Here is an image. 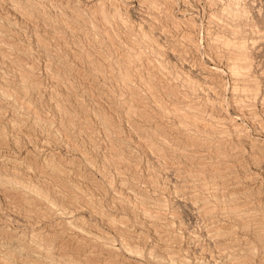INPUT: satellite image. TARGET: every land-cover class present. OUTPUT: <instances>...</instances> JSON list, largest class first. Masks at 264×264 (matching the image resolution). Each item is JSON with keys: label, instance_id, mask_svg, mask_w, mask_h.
<instances>
[{"label": "rangeland", "instance_id": "1", "mask_svg": "<svg viewBox=\"0 0 264 264\" xmlns=\"http://www.w3.org/2000/svg\"><path fill=\"white\" fill-rule=\"evenodd\" d=\"M27 1L0 0V264H264V0Z\"/></svg>", "mask_w": 264, "mask_h": 264}, {"label": "bare ground", "instance_id": "2", "mask_svg": "<svg viewBox=\"0 0 264 264\" xmlns=\"http://www.w3.org/2000/svg\"><path fill=\"white\" fill-rule=\"evenodd\" d=\"M26 1H27V0H26ZM29 1H30V0H29ZM43 1H44V0H43ZM47 1H49V0H47ZM27 2H28V1H27ZM13 3H14V2H13ZM29 4H31V3H29ZM25 5H26V4H25ZM15 9H16V8H15ZM15 12H16V11H15ZM20 12H21V11H19V13H20ZM26 14H27V13H26ZM20 15H21V14H20ZM22 15H23V17H24L25 14H23V12H22ZM64 15H65V14H64ZM80 18H81V17H80ZM25 19H26V18H25ZM89 31H90V30H89ZM141 31H142V30H141ZM143 31H144V30H143ZM5 34H6V33H5ZM142 34H144V33L142 32ZM36 35H37V34H36ZM89 35H90V34H89ZM145 39H146V38H145ZM151 39H152V38H151ZM191 41H192V40H191ZM190 43H191V42H190ZM20 58H21V57H20ZM229 63H230V62H229ZM159 66H160V65H159ZM22 67H23V66H22ZM228 67H229L228 70H229V72H230V75H232V76L235 77L236 74L239 72V71H238V70H239V69H238L239 67L236 66V65H234V64H233V65H232V64H229ZM226 68H227V67H226ZM4 73H5V72H4ZM211 73H212V72H211ZM211 73H210V74H211ZM210 74H209V75H210ZM34 75H35V74H34ZM214 76H216V75H214ZM232 76H231V79H232ZM212 77H213V76H212ZM217 77H218V76H217ZM247 77H248V76H247ZM22 78H23V77H22ZM156 78H157V77H156ZM162 78H163V77H162ZM208 78H211V76H209ZM208 78H207V79H208ZM214 78H216V77H214ZM2 79H3V78H2ZM5 79H6V78H5ZM143 80H144V79H143ZM212 80H213V79H212ZM212 80H211V81H212ZM215 81H216V80H215ZM235 81H236V80H235ZM243 81H244V80H243ZM248 81H249V80H248ZM146 82H147V81H146ZM233 82H234V81H233ZM142 83H143V82H142ZM207 83H209V82H207ZM238 83H239V82H238ZM219 84H220V83H219ZM240 84H241V83H240ZM205 85H206V84H205ZM210 85H211V84H210ZM233 85H234V84H233ZM235 85H236V84H235ZM144 86H146V85H144ZM212 86H213V85H212ZM240 86H241V85H240ZM146 87H147V86H146ZM146 87H145V88H146ZM205 87H206V86H205ZM213 87H214V86H213ZM147 88H148V87H147ZM150 88H151V87H150ZM206 88H207V87H206ZM243 88L245 89V87H243ZM129 89H130V88H129ZM204 89H205V88H204ZM210 89H211V88H210ZM234 89H235V88H234ZM148 90H149V89H148ZM215 90H216V89L211 90V91H215ZM246 91H247V90H246ZM2 92H3V91H2ZM240 92H241V91H240ZM216 95H217V94H216ZM257 98H258V97H257ZM200 99H201V98H200ZM208 100H209V99H208ZM156 101H157V100H156ZM235 101H236V100H235ZM159 104H160V103H159ZM237 106H238V104L235 105L236 108H237ZM17 108H18V107H17ZM174 108H176V110H177L178 107H174ZM25 110H26V109H25ZM173 110H174V109H173ZM179 110H181V109H179ZM241 110H242V109H241ZM249 110H250V109H249ZM170 111H171V110H170ZM203 111H204V110H203ZM136 112H137V111H136ZM174 112H175V111H174ZM176 112H177V111H176ZM176 112H175V114H176ZM178 112H179V111H178ZM178 112H177V113H178ZM241 112H242V111H241ZM171 113H172V112H171ZM189 113H190V112H189ZM244 113H245V112H244ZM248 113H249V112H248ZM250 113H251V111H250ZM250 113H249V114H250ZM183 114H185V113H183ZM187 114H188V112H187ZM176 115H178V114H176ZM188 115H189V114H188ZM149 116H150V115H149ZM192 116H193V115H192ZM192 116L190 115L189 117H192ZM183 117H186V118H187V116H183ZM189 117H188V118H189ZM194 117H195V116H194ZM176 118H177V117H176ZM186 118H185V119H186ZM192 118H193V117H192ZM192 118H191V119H192ZM240 118H241V117H240ZM191 119H190V121H191ZM195 119H196V117H195ZM195 119H194V121H195ZM104 121H105V120H104ZM183 121H184V120H183ZM185 121H186V120H185ZM185 121H184V122H185ZM192 121H193V120H192ZM198 121H199V120H197V122H198ZM180 122H181V121H180ZM188 123H189V122H188ZM198 123H199V122H198ZM195 124H197V123H195ZM198 125H199V124H198ZM201 125H203V124L201 123ZM214 125H215V124H214ZM141 126H142V125H141ZM196 126H197V125H196ZM208 126H209V125H208ZM199 127H200V126H199ZM206 127H207V126H206ZM206 127L203 126V128L206 130L205 132L210 131L209 129H212V128H209V129H208V128H206ZM1 128H2V127H1ZM201 128H202V127H201ZM201 128H199V129H201ZM203 131H204V130H203ZM143 141H144V140H143ZM140 142H141V141H140ZM144 142H145V141H144ZM263 142H264V141H263ZM146 143H147V142H146ZM148 145H149V144H148ZM149 146H150V145H149ZM151 146H152V145H151ZM151 146H150V148H151ZM153 146H154V144H153ZM153 146H152V147H153ZM154 148H155V147H154ZM151 150H152V149H151ZM153 151H155V150H153ZM156 151H157V149H156ZM54 152H55V151H54ZM157 154H158V153H157ZM9 159H10V158H9ZM10 163H11V162H10ZM11 164H12V163H11ZM16 165H17V164H16ZM52 172L54 173V171H52ZM47 173H48V172H47ZM44 175H45V174H44ZM44 175H42V177H43ZM51 175H52V174H51ZM53 175H54V174H53ZM56 175H57V172H56ZM58 175H59V174H58ZM55 178H56V177H55ZM45 179H46V178H45ZM122 186H123V185H122ZM124 188H125V187H124ZM122 189H123V188H122ZM128 190H129V189H128ZM132 190H133V189H132ZM159 190H160V189H159ZM1 192H2V191H1ZM38 192H39V191H38ZM132 193H133V192H132ZM2 195H3V194H2ZM193 196H194V195H193ZM2 197H3V196H2ZM158 197H159V196H158ZM3 198H4V201L6 202L5 196H4ZM160 199H161V198H160ZM201 199H202V198H201ZM203 199H204V198H203ZM202 202H204V201H202ZM205 202H207V201H205ZM205 202H204V205H205ZM9 203H10V202H9ZM196 204H198V203H196ZM200 204H201V203H200ZM200 204L198 205L199 207H200ZM202 204H203V203H202ZM158 205H159V204H158ZM207 205L209 206V204H206V206H207ZM230 205H231V204H230ZM198 206H197V207H198ZM206 206H205V207H206ZM210 206H211V205H210ZM210 206H209V207H210ZM29 207H30V206H29ZM205 207H203V208H205ZM209 207H206V208H209ZM206 208H205V209H206ZM212 208H214V207H212ZM155 209H156V208H155ZM210 209H211V208H210ZM231 209H232V208H231ZM233 209H234V208H233ZM236 210H237V209H236ZM206 211H207V210H206ZM206 211H205V212H206ZM208 211H210V210L208 209ZM233 211H234V210H233ZM203 212H204V211H203ZM28 213H29V212H28ZM201 213H202V212H201ZM213 213H214V212H213ZM215 213H216V212H215ZM232 213H233V212H232ZM238 213H239V212H238ZM204 214H205V213H204ZM56 215H57V214H56ZM206 215H208V214H206ZM227 215H228V214H227ZM160 216H161V215H160ZM238 217H239V216H238ZM245 223H246V222H245ZM247 223H248V222H247ZM214 228H215V227H214ZM211 230H213V229H211ZM216 230H217V228H216ZM213 231H214V230H213ZM218 231H220V229H219ZM211 232H212V231H211ZM90 233H91V232H90ZM214 233H215V232H214ZM217 233H218V232H217ZM212 234H213V233H212ZM221 234H222V233H220V235L217 234L218 237L220 236V238H221ZM162 235H163V234H162ZM215 235H216V234H215ZM227 235H228V234H227ZM14 236H15V235H14ZM213 237H214V236H213ZM43 240H44V239H43ZM27 245H28V244H27ZM42 245H43V244H42ZM107 245H108V244H107ZM39 247H40V245H39ZM39 247H38V249H39ZM43 247H45V246H42L40 250H42ZM49 247H50V246H49ZM49 247H47V248L49 249ZM36 248H37V247H36ZM36 248H35V249H36ZM44 249H46V248H44ZM44 249L42 250V252L44 251ZM112 250H113V249H112ZM35 251H36V250H35ZM40 253H41V252H40ZM34 254H35V253H34ZM37 255H38V254H37ZM40 255H41V254H40ZM42 255H43V254H42ZM46 255H48V250H47V254H46ZM46 255H44V256H46ZM223 255H224V254H223ZM48 256H49V255H48ZM40 257H43V256H40ZM171 259H172V258H171ZM36 260H37V259H36ZM71 260H72V259H71ZM223 262H224V261H223Z\"/></svg>", "mask_w": 264, "mask_h": 264}]
</instances>
